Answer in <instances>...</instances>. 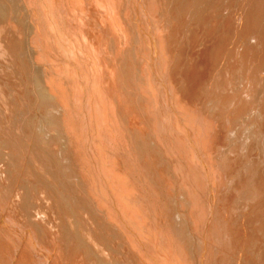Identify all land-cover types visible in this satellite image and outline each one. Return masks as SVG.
<instances>
[{
    "label": "bare ground",
    "instance_id": "1",
    "mask_svg": "<svg viewBox=\"0 0 264 264\" xmlns=\"http://www.w3.org/2000/svg\"><path fill=\"white\" fill-rule=\"evenodd\" d=\"M0 264H264V0H0Z\"/></svg>",
    "mask_w": 264,
    "mask_h": 264
},
{
    "label": "rangeland",
    "instance_id": "2",
    "mask_svg": "<svg viewBox=\"0 0 264 264\" xmlns=\"http://www.w3.org/2000/svg\"><path fill=\"white\" fill-rule=\"evenodd\" d=\"M37 117H39V116H37ZM174 193H175V195H176V190H175L174 192H172V194H174ZM163 199H164V198H163ZM163 199H162V202L165 204V200H166V199H164V200H163ZM166 201H167V200H166ZM166 205H167V204H166ZM169 205H170V204H169Z\"/></svg>",
    "mask_w": 264,
    "mask_h": 264
}]
</instances>
